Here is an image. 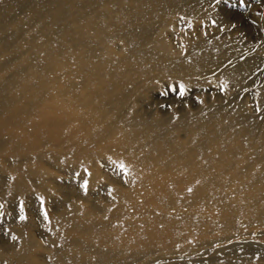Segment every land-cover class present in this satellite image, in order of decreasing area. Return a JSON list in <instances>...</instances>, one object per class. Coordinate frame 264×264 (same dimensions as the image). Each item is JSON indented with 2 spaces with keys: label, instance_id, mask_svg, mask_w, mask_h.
<instances>
[{
  "label": "bare ground",
  "instance_id": "obj_1",
  "mask_svg": "<svg viewBox=\"0 0 264 264\" xmlns=\"http://www.w3.org/2000/svg\"><path fill=\"white\" fill-rule=\"evenodd\" d=\"M179 1L187 6L189 0ZM176 2L0 0V93L4 89L0 94V158L7 160V153L15 161L12 187L25 182L18 175L26 162L22 161L24 153L50 143L58 153L61 150L65 168L68 159L75 156L74 147L78 156L90 161L87 141H95L100 148L97 156L103 152L121 156L128 164L127 175L135 183L134 190L145 192L133 200L130 193L123 194L125 201L118 206L117 223L69 217L71 233L78 238L71 240L70 253L54 252L55 260H63L64 264L66 259L72 264H264V246L252 243L240 253L236 249L224 256L216 252L210 255L208 249L199 253L202 247L237 238L245 226L248 235L256 232L264 241V167L262 173L250 175L255 163L245 165L249 176L242 177L243 161L237 158L248 144L256 164L264 166V131L256 134V127L243 115L230 119L222 111L218 119L213 118L210 107L167 119H145L127 109L128 98L140 82L159 76L184 80L186 74L198 73V68L191 70L190 64L213 62L227 52L217 46H203L176 63L158 62L149 51L150 18L165 8H176ZM40 36L44 42L35 44ZM112 41L122 44L123 56H115ZM52 47L57 56H68L65 62L56 61L57 65L68 67L72 61L77 65L82 90L87 92L74 99L88 108L85 120L79 111L59 103L56 97L43 98L49 89L45 82L39 93L35 90L39 79L45 75L49 78L47 73L54 60L50 57ZM29 53L43 56H34L32 61L27 57ZM30 68L34 72L28 71L29 78L22 75ZM241 70L231 67L225 71V78L238 81ZM237 120L240 123H235ZM172 132H186L185 143L194 146L180 153L181 142L169 136ZM222 145L227 150L220 152ZM208 147L215 150L213 155L208 154ZM165 152L172 157L165 158ZM248 177L255 181L254 192L233 189L234 197H230L220 184ZM144 178L152 184L151 193L145 190ZM127 204L131 212L126 210ZM121 227L126 230L124 234ZM215 231L226 232L215 236ZM193 244L197 246L194 251ZM189 248L188 254L194 258L184 255ZM228 248L218 247L217 251ZM76 251L82 255L73 256Z\"/></svg>",
  "mask_w": 264,
  "mask_h": 264
},
{
  "label": "rangeland",
  "instance_id": "obj_2",
  "mask_svg": "<svg viewBox=\"0 0 264 264\" xmlns=\"http://www.w3.org/2000/svg\"><path fill=\"white\" fill-rule=\"evenodd\" d=\"M176 3V8H165L150 18L152 31L148 41L151 47L149 51L155 54L158 62L164 60L169 64L176 63L203 46H217L227 52L224 57L218 56L213 62L206 61L198 66L190 64V69L197 67L198 73L186 74L184 80L159 76L147 80L146 83L140 82L132 98H128V111L143 115L145 119H167L210 107L213 118L218 119L222 111L228 113L230 119L243 115V119L247 118V121L256 127V134L263 132L264 0H243V6L241 0H189L187 6L184 1L177 0ZM43 42L44 39L40 36L35 44L41 45ZM110 47L116 52L115 56H123L120 42L112 41ZM53 48L55 47L50 51V57L54 58L53 65L47 73L49 78H45L46 75L43 77L48 81L39 79V86L37 84L35 90L39 93L45 82L50 90L48 89L43 98L56 97L59 103H65L79 111L82 120H85L88 108L80 106L74 99L87 92L82 90L77 76V65L73 61L68 67L57 65L59 61H67L68 56H57L58 52ZM34 56L40 58L43 55L27 54L32 61L36 59ZM234 66L242 68V76L238 81H228L224 75L225 71ZM28 71L34 72L30 68L22 75L29 78L31 75ZM128 86L129 84H126L125 89ZM62 90L65 94L59 93ZM235 123L240 122L237 120ZM12 130L17 131L16 128ZM173 133L169 136H175L181 142L178 148L180 153H185L189 146H194L185 143L188 135L186 132L175 135ZM94 144L96 145L95 141H87L86 151L90 154V161L82 155L78 156L74 147L72 152L76 158L68 159V168L62 166L65 159L59 155L61 150L59 149L58 153L50 143L41 149L24 153L22 161L26 162L18 169V175L25 182L15 188L12 187L16 177L15 161L7 153V160L0 158V264H56L57 261L58 264H64L63 260L53 259V254L57 251L70 253L71 240L78 238L71 233L72 224L69 217H93L103 222L117 223L115 216L119 204L125 201L123 194L130 193L131 200L144 195L145 192L134 190L135 183L128 179L127 162L111 152H103L98 157L100 148ZM237 146L236 143L232 147L233 153L236 152ZM245 148L246 150L237 157L243 161L242 177L249 176V173L253 175L257 171L261 172L264 167L256 164V157L248 144H245ZM226 150L224 145L219 149L220 152ZM214 151L208 147V154L213 155ZM145 152L150 157L149 149ZM164 157L171 158L172 154L165 152ZM253 163L255 164L248 173L245 165ZM142 181L147 186L145 190L151 193L152 184L150 186L146 178ZM220 184L224 193L230 197H234L233 189L240 193L255 190V181L250 177L243 178V181H223ZM125 208L129 212L132 211L128 204ZM247 228L243 227L244 233L237 238L215 243L211 247H202L199 253L208 249L210 255H215L216 252L217 256H224L225 252L231 250L234 252L236 249V253L246 250L250 247L248 243L264 246V241L255 235L256 232L247 234ZM120 230L121 234L126 232L122 227ZM225 232L215 231L214 234L223 235ZM96 244L100 245V242L96 241ZM232 245H235L234 249L231 248ZM229 246L228 249L217 251L218 247ZM192 247L194 251L197 246L193 244ZM188 250L184 255L194 258L189 255L190 248ZM77 252L79 251L72 255H82V252ZM71 262L66 259V264H72Z\"/></svg>",
  "mask_w": 264,
  "mask_h": 264
},
{
  "label": "snow or ice",
  "instance_id": "obj_3",
  "mask_svg": "<svg viewBox=\"0 0 264 264\" xmlns=\"http://www.w3.org/2000/svg\"><path fill=\"white\" fill-rule=\"evenodd\" d=\"M241 6H243V0H241ZM181 94H183V91H181ZM21 219H23V217H21ZM13 239H15V237H13Z\"/></svg>",
  "mask_w": 264,
  "mask_h": 264
}]
</instances>
